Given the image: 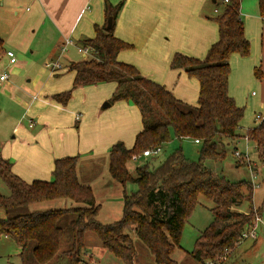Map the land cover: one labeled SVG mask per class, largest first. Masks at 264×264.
Listing matches in <instances>:
<instances>
[{"label":"trees","instance_id":"trees-1","mask_svg":"<svg viewBox=\"0 0 264 264\" xmlns=\"http://www.w3.org/2000/svg\"><path fill=\"white\" fill-rule=\"evenodd\" d=\"M105 3L106 19L109 15L113 17L112 27L106 28V23L96 25L93 37L78 41V45L91 50L90 54L69 63L67 67L74 73L72 86L52 98L66 104L74 88L112 81L116 87L110 101L122 99L137 106L142 128L133 145L128 148L123 141H117L108 150L111 178L122 185L132 181L137 189L131 193L123 190L121 217L102 224L96 219L99 205L91 185L78 179L77 156L55 158L51 180L25 181L0 153V179L7 187V193L0 192V207L7 214L0 217V237L7 236L19 245L22 264H51L57 255L66 257L67 264H81L88 231L94 232L102 246L124 264H136L133 235L145 245L156 264H178L173 255L182 249L183 224L199 195H203L214 202L212 220L197 235L188 253L202 264H223L251 224L254 208L247 212L237 209L242 199L251 198V182L230 180L206 165V161L226 159L225 139L234 142V150L243 136L239 128L245 110L228 93L230 56L250 54V42L240 17V0L225 2L214 16L218 38L203 58L175 53L170 60L171 68L181 69L197 79L199 91L194 104L176 97L134 65L118 60V52L130 46L113 30L123 0ZM258 12L264 18V0H258ZM6 51L0 38V57ZM254 75L262 76L259 68H254ZM247 134L249 141L263 153L264 119L249 128ZM172 136L198 139V160L176 151L157 165H149V155L140 158L135 168H129L127 162L132 154L161 147ZM235 162L242 164L240 159L235 158ZM58 198H69L79 204L28 212L18 210ZM14 209L16 214L8 215Z\"/></svg>","mask_w":264,"mask_h":264},{"label":"crops","instance_id":"crops-1","mask_svg":"<svg viewBox=\"0 0 264 264\" xmlns=\"http://www.w3.org/2000/svg\"><path fill=\"white\" fill-rule=\"evenodd\" d=\"M30 1L35 7L31 20L38 16L40 22L57 31L60 39L73 38L77 46L81 39L95 35L96 25L106 23L105 2L115 4L119 0ZM0 3L3 5L4 0ZM224 3L223 0H123L113 30L130 46L118 52V60L134 65L176 97L196 103L197 79L181 69L171 68L170 60L175 53L196 58L206 55L218 38L213 18ZM240 17L250 42V54L230 56L228 93L243 106L246 113L241 122L246 119L253 122L251 128L257 124L254 113L264 114V18L259 15L258 0H240ZM55 50L56 46L50 44L49 57L25 61L28 63L25 68L13 63L9 66L12 77L0 85V113L3 111L5 118L0 122V153L25 181L51 180L55 158L108 156L109 148L117 141L130 148L142 128L136 105L122 99L110 101L116 87L112 81L76 87L66 104L52 98L53 94L71 88L74 79L73 71L67 67L74 61L65 58L60 62ZM66 52L67 49L62 56ZM56 60L59 68L53 66ZM255 67L260 69L261 77L254 75ZM22 68L28 75L27 84L17 82ZM106 101L109 104L102 107ZM241 128L240 125V132ZM248 241L247 249L257 247L264 243V236ZM103 248L89 249L84 264H92L93 258L97 263L106 257L111 262L108 254L111 252Z\"/></svg>","mask_w":264,"mask_h":264},{"label":"rangeland","instance_id":"rangeland-1","mask_svg":"<svg viewBox=\"0 0 264 264\" xmlns=\"http://www.w3.org/2000/svg\"><path fill=\"white\" fill-rule=\"evenodd\" d=\"M34 12L35 7L31 4L30 0H4L3 5L0 3V38L3 39L4 47H9L13 52L16 60L14 62L15 64L25 68L28 67L26 66L28 63L25 64V61L29 62L32 59L41 61L45 56L49 57L47 51L50 44L56 46L55 52L59 55V61H62V63L66 60L65 58L76 62L85 57L79 53L73 38V43L66 46L67 52L65 54L68 57L65 54L62 56L61 46L64 40L57 36L55 29L44 22H40L38 16L34 20H31L33 17L32 13ZM68 52H70L69 55ZM87 55L89 56V53ZM10 65H13V63L9 64L8 57L5 54L2 55L0 57V71H6L9 77H12L9 70ZM24 68L19 71L18 84H27L26 79H28V75L25 74ZM245 118H247L246 114ZM3 120L5 118L2 111L0 113V122H3ZM247 121L246 119V122H241V134H245L253 124V122ZM224 142L228 149L226 159L222 162L206 161V165L230 180H246L251 182L253 186L251 198L246 197L242 199L237 209L242 212H247L253 206L254 208H259L260 211L258 209L257 211L262 212L264 215V167L262 166L264 164V149L263 153H261L255 147L253 141L247 142L246 144L244 140H240L239 146L237 145L239 149L244 150L246 147L243 144H246L250 158L256 164L255 167L258 169V174L255 178H252L248 170L247 161L233 155L232 146L234 142L226 139ZM176 151H181L188 159L197 161L199 158V143H195L191 137L178 139L172 136L168 142L161 145L158 153L149 157V165H157ZM235 158L236 160H242V164L237 165ZM138 163L140 162L133 161L131 158L127 162L130 169L135 168ZM77 172L78 179L81 183L91 185L92 193L99 205L96 219L102 224L118 220L122 213L123 190L126 193H131L137 189V185L132 181H128L122 185L120 182L112 179L108 172V156L106 155L79 159ZM0 192L3 194L7 193V187L1 179ZM78 204L69 198H58L32 203L18 210L28 212L31 210L69 207ZM213 206L214 202L211 199L199 195L197 204L191 210L182 227L180 236L182 249L176 250L173 255L178 264H202L193 259L188 251L193 248L195 239L200 231L210 224L212 220L211 208ZM15 212V209L10 210L8 211V215H15ZM6 215L5 210L0 207V217H6ZM259 235L261 236V233ZM248 240L240 245L243 242L241 241L238 244L239 246L237 245L233 252L224 260L223 264H264V243L257 247L247 249L250 243ZM85 242L86 245L82 250L83 263L81 264H84V260L88 259L89 249L92 251L97 247L105 250L96 234L92 231H88L85 234ZM133 244L136 250L134 258L136 264H156L145 245L134 235ZM19 252V245L13 239L0 237V264H22ZM108 254L110 259L112 258L111 262L106 257L94 263L96 258H93L92 264H124L120 258L112 253ZM51 264H67V259L66 257L57 255Z\"/></svg>","mask_w":264,"mask_h":264},{"label":"built area","instance_id":"built-area-1","mask_svg":"<svg viewBox=\"0 0 264 264\" xmlns=\"http://www.w3.org/2000/svg\"><path fill=\"white\" fill-rule=\"evenodd\" d=\"M224 2H228L229 0H223ZM73 41L71 38H66L64 40V42L62 43L61 46V52H64L66 50V46L69 44H72ZM77 49L80 53H84V56H86L88 53L90 54V49L89 48H84L80 45H77ZM7 56L9 57V62L10 63H14L15 62V58H14V54L11 50H7L6 51ZM53 66H55V68H59L61 65L58 62V60H56L53 63ZM9 77V74L6 71H0V85L6 81ZM254 118L255 120H257V123L261 122L264 119V114L261 112H256L254 114ZM33 123L30 122V126ZM249 129V128H248ZM242 140L245 141V143L247 144V142H249V138H248V134L247 132L242 136ZM193 141L195 143L199 142L198 139H193ZM246 148L244 150H241L239 148H235L233 150V155L237 158H240L242 160H246L247 161V166H248V170L250 171V175L252 178H255L258 174V169L256 166V164L253 162V160L250 158L249 155V151L247 149V146H245ZM161 147H155V148H148L143 150L140 153H134L131 155V159L133 161H138L140 158L145 157V156H149V155H153L156 154L160 151ZM262 166L264 167V164H262ZM259 233H261V235L264 236V215L262 214V212L257 211L256 208H253V218L251 220V224L249 225V227H247L246 229H244V231L241 234V239H240V243L241 241H244L246 239H250V240H255L258 236ZM208 264H218V263H214V262H209Z\"/></svg>","mask_w":264,"mask_h":264},{"label":"water","instance_id":"water-1","mask_svg":"<svg viewBox=\"0 0 264 264\" xmlns=\"http://www.w3.org/2000/svg\"><path fill=\"white\" fill-rule=\"evenodd\" d=\"M112 23H113V17H112V15H109V16L107 17V20H106V28L110 29V28L112 27ZM108 104H109V103L106 102V103H104V104L102 105V107H104L105 105H108Z\"/></svg>","mask_w":264,"mask_h":264}]
</instances>
